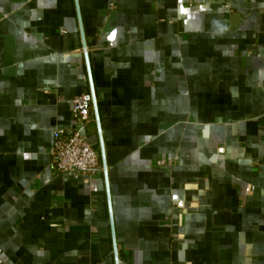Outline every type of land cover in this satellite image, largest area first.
I'll list each match as a JSON object with an SVG mask.
<instances>
[{"label": "crops", "instance_id": "obj_1", "mask_svg": "<svg viewBox=\"0 0 264 264\" xmlns=\"http://www.w3.org/2000/svg\"><path fill=\"white\" fill-rule=\"evenodd\" d=\"M0 264H264V0H0Z\"/></svg>", "mask_w": 264, "mask_h": 264}, {"label": "built area", "instance_id": "obj_2", "mask_svg": "<svg viewBox=\"0 0 264 264\" xmlns=\"http://www.w3.org/2000/svg\"><path fill=\"white\" fill-rule=\"evenodd\" d=\"M72 126L68 129L54 128L50 144V169L55 174H94L102 171L99 153L85 135L88 123L94 120L92 99L89 91L74 96L70 103ZM157 165H164L159 159Z\"/></svg>", "mask_w": 264, "mask_h": 264}, {"label": "water", "instance_id": "obj_3", "mask_svg": "<svg viewBox=\"0 0 264 264\" xmlns=\"http://www.w3.org/2000/svg\"><path fill=\"white\" fill-rule=\"evenodd\" d=\"M77 12H78V9H77ZM82 45L85 47V42H84L83 35H82ZM88 77H89V89H90V94H91V99H92V110H93L94 117H95V120H96V123H97V127L99 129L96 98H95V94H94V90H93V86H92L89 70H88ZM99 141H100V151H101L100 155H101V160H102V166H103V171H104L105 176H106V165H105V161H104L103 145H102L101 136H99ZM114 252H115V244H114Z\"/></svg>", "mask_w": 264, "mask_h": 264}]
</instances>
